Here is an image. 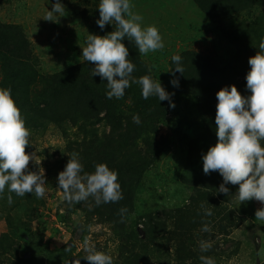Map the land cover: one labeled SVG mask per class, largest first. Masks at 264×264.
Segmentation results:
<instances>
[{"label":"rangeland","instance_id":"rangeland-1","mask_svg":"<svg viewBox=\"0 0 264 264\" xmlns=\"http://www.w3.org/2000/svg\"><path fill=\"white\" fill-rule=\"evenodd\" d=\"M205 1L131 0L133 12L143 17L142 27L155 25L164 43L162 49L141 55L135 43L129 42L133 45L129 59L135 65L132 76L138 79L149 75L159 80L167 92L174 93V108L155 96L144 99L141 86L130 83L123 98L110 99L123 112V127L115 135L107 119L98 120L104 115L103 105L97 110L86 108V103L93 102L88 94L79 102L74 96L68 97L61 86V93L56 94L58 103L54 99L51 103L54 111L25 120L31 133L26 152H35L41 161L39 166L30 161L29 169L45 170L47 192L39 199L34 192L31 197L18 196L7 205V214L0 215V234L6 233L11 244V248L5 242L0 247V264H69L75 259L88 264L84 259L85 238L97 250L111 255L113 264H122L119 248L126 241L123 236L141 238V224L147 216H174L197 196L201 186L189 164L188 141L205 130L210 117L202 109L199 91L189 92L177 77L179 72L175 77L171 74L177 66L172 57H181L183 74L197 69L206 72L203 86L213 88L225 78L245 82L248 58L256 54L264 40V0H222L210 7L203 4ZM55 2L0 0V24L16 27L11 29L14 36L18 32L24 35L30 60L22 69L33 75L37 89L41 88L40 79L61 78H68V87L77 89L94 77L93 64L82 57L88 34L106 35L107 26L111 32L115 24L101 29L96 23L100 0H61L64 16L54 14L56 22L44 20ZM240 64L241 75L237 70ZM174 78L179 80L178 87L171 83ZM106 84L102 80L99 85L108 90ZM36 96L33 102L42 107L43 95ZM135 114L140 116L139 125L133 122ZM113 137L124 139L129 146L114 140L116 149L110 155L106 144ZM72 152L79 153L85 172H93L97 163H106L117 171L123 199L99 206L92 198L72 205L64 201L57 177ZM226 197L229 200L223 205L240 219V224L230 227L227 235L208 240L216 254L210 257L216 264H264V224L255 220L260 203L252 200L240 204L232 192ZM121 208L127 209L123 216L119 214ZM167 225L171 226V221ZM165 263L178 264L174 255Z\"/></svg>","mask_w":264,"mask_h":264},{"label":"clouds","instance_id":"clouds-1","mask_svg":"<svg viewBox=\"0 0 264 264\" xmlns=\"http://www.w3.org/2000/svg\"><path fill=\"white\" fill-rule=\"evenodd\" d=\"M131 0H100L99 19L96 21L101 29L108 24H115L114 30L106 35L88 34L86 46L82 47L83 60L95 65L92 76L98 75L107 81L108 99H121L130 83L141 86L142 97L148 99L155 96L159 101H169L175 107L169 93L159 80L149 75L138 79L132 76L134 63L129 59V49L122 42L127 39L134 42L139 54L147 55L164 47L162 36L155 25L142 27L143 17L133 12ZM65 6L61 0H56L52 9L47 11L46 21L56 22L54 14L64 16ZM172 61L177 65L170 70L184 73L180 66L181 57L175 55ZM250 66L246 74V88L250 95H242L236 85L222 87L216 93V137L217 141L202 155L203 172L210 175L218 172L223 183L217 189L219 193L229 195L226 185H238L236 197L240 204L255 200L261 207L255 211V220L264 224V40L259 43L258 51L248 58ZM173 86H179L178 78L171 80ZM139 125V114L132 117ZM30 130L11 94V88L0 87V194L7 190L23 197L35 193L43 198L47 192L45 170L29 169L30 161L37 166L41 161L35 152L27 153ZM65 168L57 177L58 189L62 190V199L69 205L94 200L96 206L102 203H117L123 199L121 184L118 182V172L110 169L106 163H97L93 172L84 171L79 153L72 152ZM12 202V196H8ZM203 208L204 206L201 205ZM127 212L121 208V216ZM211 209H205L206 216H212ZM203 232H211L205 223ZM84 257L88 264H113L111 255L99 251L88 238L84 239ZM212 248L211 241H200L201 252ZM70 251V248H66ZM202 264H216L212 257L200 256ZM69 264H81L80 259L69 261Z\"/></svg>","mask_w":264,"mask_h":264},{"label":"trees","instance_id":"trees-1","mask_svg":"<svg viewBox=\"0 0 264 264\" xmlns=\"http://www.w3.org/2000/svg\"><path fill=\"white\" fill-rule=\"evenodd\" d=\"M217 1L222 0H206L203 4L210 7L209 5H214ZM228 1L231 2L232 0ZM209 10L211 9L209 8ZM13 28L16 27L11 28L9 25L0 24V87L11 88L13 99L19 109L24 111L21 112L23 118L32 121L33 117L31 116L35 114L39 116L47 113L48 110L54 111L51 108L53 107L51 103L53 99L58 103L56 94L61 93L60 87L62 86L68 97L74 96L79 102L82 101V96L88 94L93 102L86 103L88 105L86 108L92 107L97 110L103 105L102 108L105 112L98 120L107 119L112 133L117 135L123 127V112L120 105L113 106V103L111 104L110 99L107 98L106 93L108 90H105L104 86L101 88L99 85L102 83V79L96 75L91 78L89 84L84 82V85L78 86L77 89L74 85L68 87L70 82L68 78H61L60 81H56L57 79H40L41 88L37 89L33 75H29L28 70L22 69L26 67L27 62L30 60L27 41L21 32L14 33L16 35L14 36L12 34ZM106 32L108 33V26ZM122 42L128 47L130 55L133 46L129 43L131 41L124 39ZM93 66L95 67L94 64ZM237 70L241 75L243 71L241 64ZM194 71L186 74L178 73L177 77L186 84V89L189 92L199 91L202 99V109L210 117L209 122L205 124V130L195 139L188 141L189 164L195 171L194 178L201 186V190L197 191V196L192 198L188 206L177 210L174 216L168 215L166 219L154 215L147 216L143 225L141 224L140 231L143 233L141 238L133 235L123 236L126 241L122 242L119 248V257L122 264H166L165 261L167 262L171 255L175 256L178 264H187V260L190 261V264H202L201 255L210 257L216 254L213 251L214 245L209 251L201 252L200 241H208L220 235L225 236L228 234L230 227L234 229L240 224V219L231 214L232 211L223 205L229 200L226 197L227 195L219 193L217 190L220 184L223 183V178L218 172H212L210 175L205 176L201 171H203L202 155L217 141L215 125L216 93L222 87L234 84L242 95H250L246 88V76L244 77L245 82L235 81L234 78H225L224 81L220 80V85L208 88L203 86L206 81V72L198 71V69ZM190 77L192 78L190 79ZM36 94L43 95V98L40 99L43 104L42 107H39L36 101L33 102V99L37 97ZM45 116L51 117V115ZM45 116L41 117L47 119ZM91 117L95 118V114H92ZM57 122L60 123V119ZM114 140H118L121 146H129L128 143H124V139L113 137L111 143L106 144V147L110 150V155L113 154L111 151L115 148ZM198 159L201 162H198ZM126 160L131 161L130 158H126ZM199 166L201 167L199 168ZM226 187L229 188V193L232 192L234 196L236 195L238 185L228 184ZM31 194H27L28 197H31ZM9 195L12 196V201L19 198L15 193H9L6 187L5 192L0 194V215L7 214ZM201 205L204 207L202 208ZM205 209H211L212 216H206ZM168 221H171V226L167 225ZM205 223L209 224L212 229L211 232L202 231ZM9 240L6 233L0 234V247H4L5 242L11 248V244L8 243ZM196 241H199V244Z\"/></svg>","mask_w":264,"mask_h":264}]
</instances>
